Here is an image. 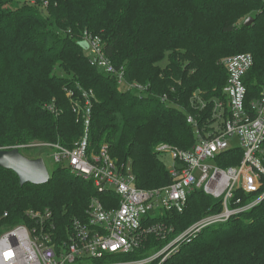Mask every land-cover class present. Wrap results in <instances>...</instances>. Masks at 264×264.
Here are the masks:
<instances>
[{"label": "trees", "instance_id": "1", "mask_svg": "<svg viewBox=\"0 0 264 264\" xmlns=\"http://www.w3.org/2000/svg\"><path fill=\"white\" fill-rule=\"evenodd\" d=\"M249 17L255 20L247 27ZM85 31L102 38L107 58L125 68L127 82L148 89L120 91L115 77L91 66ZM244 53L255 59L244 79L249 105L264 88V6L259 0H0V149L35 141L72 148L84 126L67 90L79 86L96 96L92 148L98 151L108 144L119 164L131 162L137 187L168 186L173 180L155 150L169 144L188 151L197 143L187 116L193 114L202 126L211 122L214 102L224 99L228 80L222 61ZM194 93L207 103L205 110L191 106ZM51 105L58 116L48 110ZM242 158L243 151L236 147L217 162L228 168ZM50 175L45 185L22 187L13 171L0 168V237L6 228L30 225V210H51L59 231L67 235L75 218H86L93 197L107 210L119 206L117 195L100 193L92 181L72 175L66 167L57 165ZM263 193L264 185L257 194L238 193L236 198L245 205ZM221 210L219 200L198 190L182 214L147 217L149 225L164 223L173 229L166 239L150 235L134 252L92 263L152 257L205 216ZM178 248L162 264H264V199L227 223L205 228Z\"/></svg>", "mask_w": 264, "mask_h": 264}, {"label": "built area", "instance_id": "2", "mask_svg": "<svg viewBox=\"0 0 264 264\" xmlns=\"http://www.w3.org/2000/svg\"><path fill=\"white\" fill-rule=\"evenodd\" d=\"M259 1L264 6V0ZM47 7L48 2L45 1L43 8ZM83 39L88 47L90 63L106 75L115 77L120 91L142 93L148 89L137 82H127L125 68L115 67L107 58L101 37L85 31ZM254 64L251 53L223 60L228 80L223 88V101L214 102L211 124L204 131L198 119L189 114L187 123L193 128L197 143L188 151L169 144L157 147L160 156L169 154L173 160V164L167 168L173 182L149 190L137 187L132 166L119 164L111 156L108 144H103L98 151L92 148L90 127L96 102L94 91L78 86L76 95V91L67 90L73 110L80 118L78 121L84 126L81 139L72 148L60 143L35 141L8 149H18L20 152L46 150L55 164L66 167L72 175L86 182L92 181L100 193L117 195L119 206L107 210L98 197H93L86 218H75L67 235L59 231L51 210H30L27 212L30 225L11 227L1 235L0 264H96L92 262L105 260L109 255L134 252L150 235L166 239L173 229L164 223L149 225L147 217L167 212L182 214L188 198L198 190L222 203L220 212L205 216L156 255L129 263L148 264L164 255L174 244L179 245L207 227L227 223L259 206L264 193L245 205L241 198H236L238 193L248 196L257 194L264 185V88L260 97L247 105L248 91L244 83ZM191 106L203 111L207 103L194 93ZM47 108L55 116L59 115L54 105ZM236 147L243 151L241 163L221 167L217 159Z\"/></svg>", "mask_w": 264, "mask_h": 264}, {"label": "water", "instance_id": "3", "mask_svg": "<svg viewBox=\"0 0 264 264\" xmlns=\"http://www.w3.org/2000/svg\"><path fill=\"white\" fill-rule=\"evenodd\" d=\"M255 18L249 17L245 26L253 24ZM0 168L13 171L23 187L26 184L45 185L51 175L42 158L31 159L18 149H0Z\"/></svg>", "mask_w": 264, "mask_h": 264}, {"label": "rangeland", "instance_id": "4", "mask_svg": "<svg viewBox=\"0 0 264 264\" xmlns=\"http://www.w3.org/2000/svg\"><path fill=\"white\" fill-rule=\"evenodd\" d=\"M243 21V20H242ZM241 21V22H242ZM240 22V23H241ZM86 49H87V52H88V47H87V45H86ZM224 60V59H223ZM90 62V61H89ZM222 63H223V61H222ZM91 64V63H90ZM167 64V61H164L163 63H161L160 65L162 66V67H164L165 65ZM91 66H93L92 64H91ZM93 67H95V66H93ZM95 68H97V67H95ZM99 69V68H98ZM222 99V101H223V98H221ZM208 124V123H207ZM207 124H205L206 126H202L203 128H204V131L205 130H207V126H209L210 124H211V122L207 125ZM2 149H8V148H2ZM155 153H157V156H159L158 155V152H157V150H155ZM25 154L27 155V156H35V157H40V158H42L43 160H44V162H45V165H46V167H47V169H48V171L51 173L52 171H53V169L55 168V166H57V164H55V162L53 161V159H52V157L50 156V154L48 153V152H46V150H44V149H37V150H28V152H25ZM160 158H161V160L164 162V164L167 166V167H169V166H171L172 164H173V160H172V158H171V156L168 154V155H161L160 156ZM118 161V160H117ZM128 164H130L131 165V162H129ZM169 172V171H168ZM261 204V203H260ZM254 209V208H253ZM6 229H9V228H6ZM171 243V242H170ZM169 243V244H170ZM168 244V245H169ZM179 247V245H178V243H176V244H174L173 246H171L167 251H166V253L164 254V255H161L159 258H161L162 260L166 257V255H168V254H170V256L172 255V254H174L175 252H177V250L179 249L178 248ZM169 256V257H170ZM158 258V259H159ZM164 262V261H163ZM162 261H161V263L160 264H162L163 263ZM129 263H137V262H131V261H129V262H125V264H129ZM102 264H104V263H102ZM107 264H118V263H116V262H110V263H107Z\"/></svg>", "mask_w": 264, "mask_h": 264}, {"label": "flooded vegetation", "instance_id": "5", "mask_svg": "<svg viewBox=\"0 0 264 264\" xmlns=\"http://www.w3.org/2000/svg\"><path fill=\"white\" fill-rule=\"evenodd\" d=\"M26 156V155H25ZM28 157V156H27Z\"/></svg>", "mask_w": 264, "mask_h": 264}]
</instances>
